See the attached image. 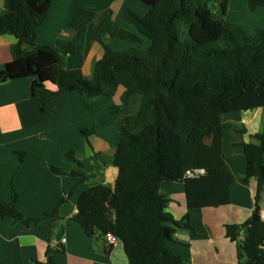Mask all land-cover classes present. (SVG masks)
Wrapping results in <instances>:
<instances>
[{"label":"trees","instance_id":"trees-1","mask_svg":"<svg viewBox=\"0 0 264 264\" xmlns=\"http://www.w3.org/2000/svg\"><path fill=\"white\" fill-rule=\"evenodd\" d=\"M137 1L146 6L145 14L126 8L124 18L148 45L142 47L143 38L137 34L113 28L112 10L105 9L92 31L104 55L94 63L92 77L85 79L79 69L66 68L64 56L75 52L94 11L83 10L72 18L75 35L56 50L35 41L36 28L45 21L52 0H3L0 34L12 35L14 42L0 80L32 77L29 97L43 100L41 112L53 106L49 99L65 92H79L86 104L95 97H111L119 86L123 87L122 105L130 96H140L118 128L112 159L118 169L115 182L84 190L73 219L90 238L115 236L129 264H181V257L167 246L174 241V229L167 223L191 228L190 211L175 220L166 211L168 200L160 193V185L182 182L188 210L230 203L235 177L227 169L222 149L221 117L264 108V28L229 22L227 0ZM209 2L217 7H209ZM246 4L253 11L264 7V0H246ZM105 37L131 46L113 48ZM120 109L115 106L110 111ZM82 132L90 134L87 129ZM250 137L257 143L240 146L244 180L257 178L255 207L245 222L227 225L226 230L236 242L239 264H264V220L259 205L264 187V130ZM51 170L63 173L54 166ZM12 191L9 203L0 201L1 217L25 224L44 221L51 228L60 219L56 210L43 219H23L16 209L18 193ZM240 231L243 237L237 240ZM111 247L107 245V250ZM62 251V246L49 243L46 254ZM52 263L50 258L37 261Z\"/></svg>","mask_w":264,"mask_h":264},{"label":"crops","instance_id":"crops-1","mask_svg":"<svg viewBox=\"0 0 264 264\" xmlns=\"http://www.w3.org/2000/svg\"><path fill=\"white\" fill-rule=\"evenodd\" d=\"M227 2L231 4L230 10L237 11H230L228 19L225 16L229 22L264 28V7L250 11L246 0ZM128 3L131 0H52L45 21L36 28L35 41L62 49L75 35L70 25L72 18L83 10L94 11L96 15L81 34L75 52L64 56L66 68L79 69L83 78L90 79L94 63L104 55L92 31L105 9L112 10L113 28L121 27L141 36L124 18ZM3 10L0 0V13ZM145 12L146 6L138 5L139 15ZM141 37L142 47H146L149 41ZM105 41L118 49L131 46L110 37H105ZM13 42L12 35L0 34V71L11 60ZM32 80V77L0 80V201L9 203L14 189L18 193L16 209L23 219H43L54 210L60 219L51 228L44 221L25 224L0 216V264H37L48 258L52 264H129L119 240L107 250L106 240L88 237L73 216L84 190L115 182L118 169L112 159L118 128L139 103L140 96L134 94L122 105L123 87L119 86L111 97H95L86 104L79 92H65L49 99L53 106L41 112L43 100L33 101L29 97ZM115 106L121 109L110 111ZM221 125L227 169L235 177L229 189V204L188 210L182 182L164 181L160 185V193L168 200L166 211L175 220L190 211L191 228L167 223L174 229V241H168L167 246L181 257V264H239L236 242L227 236L226 226L245 222L255 207L257 178L244 180L245 158L240 144L257 143L250 135L264 130V108L224 114ZM82 129L90 130V134L85 136ZM19 151L23 152L21 156L16 153ZM51 166L63 173L55 174ZM259 205L260 210L264 209V187ZM260 215L264 220V214ZM242 237L240 231L237 240ZM53 242L62 246L63 251L49 256L46 250Z\"/></svg>","mask_w":264,"mask_h":264},{"label":"rangeland","instance_id":"rangeland-1","mask_svg":"<svg viewBox=\"0 0 264 264\" xmlns=\"http://www.w3.org/2000/svg\"><path fill=\"white\" fill-rule=\"evenodd\" d=\"M229 1V0H228ZM215 5L216 7H217V3H215V2H209V7H211L212 8V5ZM138 5L140 6L141 5V3L139 2V1H137V0H131V4L130 3H128V6L126 7V8H129V9H131L132 11H135L136 13H138ZM230 7H231V4L229 3V5H228V13H227V15H226V18L228 19V15H229V13H230V11H231V13H237V11H233V10H230ZM139 14V13H138ZM231 16H233V15H231ZM240 16H241V14H240ZM247 25V24H246ZM252 25V27H255L256 25H253V24H251ZM250 24H248V26H251ZM121 41V40H120ZM232 113H238V112H232Z\"/></svg>","mask_w":264,"mask_h":264},{"label":"built area","instance_id":"built-area-1","mask_svg":"<svg viewBox=\"0 0 264 264\" xmlns=\"http://www.w3.org/2000/svg\"><path fill=\"white\" fill-rule=\"evenodd\" d=\"M76 212H77V211H76ZM260 214H264V209L260 210ZM105 240H106L105 243H106L108 246H110V245H112V244L114 243V241H116L117 239H116L115 236H113L112 234L107 233V234L105 235ZM64 242H65V238H62V239H61V243H64ZM56 244H57V243H55V242L51 243V245H53V246H56Z\"/></svg>","mask_w":264,"mask_h":264}]
</instances>
